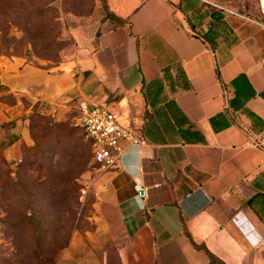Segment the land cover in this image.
<instances>
[{
  "label": "crops",
  "instance_id": "1",
  "mask_svg": "<svg viewBox=\"0 0 264 264\" xmlns=\"http://www.w3.org/2000/svg\"><path fill=\"white\" fill-rule=\"evenodd\" d=\"M103 2L73 58L0 56V127L87 102L145 141L102 177L95 264H264V0Z\"/></svg>",
  "mask_w": 264,
  "mask_h": 264
},
{
  "label": "rangeland",
  "instance_id": "2",
  "mask_svg": "<svg viewBox=\"0 0 264 264\" xmlns=\"http://www.w3.org/2000/svg\"><path fill=\"white\" fill-rule=\"evenodd\" d=\"M105 16L101 0H0V52L56 65L73 58L77 38L88 39ZM78 104H36L24 115L30 104L21 101V130L14 121L0 127V264H95L110 252L93 245L106 233L97 194L110 171L92 160Z\"/></svg>",
  "mask_w": 264,
  "mask_h": 264
},
{
  "label": "built area",
  "instance_id": "3",
  "mask_svg": "<svg viewBox=\"0 0 264 264\" xmlns=\"http://www.w3.org/2000/svg\"><path fill=\"white\" fill-rule=\"evenodd\" d=\"M77 112V123L90 147L92 160L101 170L117 169L126 149L145 146L141 137L119 124L117 114L109 108L97 103L80 102ZM256 147L264 150V132L258 138Z\"/></svg>",
  "mask_w": 264,
  "mask_h": 264
},
{
  "label": "trees",
  "instance_id": "4",
  "mask_svg": "<svg viewBox=\"0 0 264 264\" xmlns=\"http://www.w3.org/2000/svg\"><path fill=\"white\" fill-rule=\"evenodd\" d=\"M101 2H102V4H103V6H104V2H103V0H101ZM104 8H105V6H104ZM105 11H106V8H105ZM106 17H110V15L106 13ZM111 19H113V18H111ZM113 20H114V19H113ZM115 21H116L117 24L121 23L119 20H116V19H115ZM0 56H4V57H13V56H15V55H10V54L6 53L5 51H1V52H0ZM15 57H21V56H15ZM165 75H166V72H165ZM8 98L11 99V103H14V102H13V101H14L13 97H8ZM39 105H40V104H39ZM41 105H42V104H41ZM44 105H45V104H44ZM45 107H46V108H49L48 105H45ZM89 148H90V147H89ZM90 151H91V150H90Z\"/></svg>",
  "mask_w": 264,
  "mask_h": 264
}]
</instances>
